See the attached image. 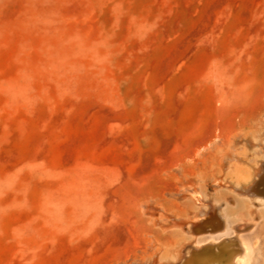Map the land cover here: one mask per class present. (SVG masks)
Wrapping results in <instances>:
<instances>
[{
  "label": "rangeland",
  "instance_id": "374dc122",
  "mask_svg": "<svg viewBox=\"0 0 264 264\" xmlns=\"http://www.w3.org/2000/svg\"><path fill=\"white\" fill-rule=\"evenodd\" d=\"M263 113L264 0H0V264H264Z\"/></svg>",
  "mask_w": 264,
  "mask_h": 264
},
{
  "label": "bare ground",
  "instance_id": "6f19581e",
  "mask_svg": "<svg viewBox=\"0 0 264 264\" xmlns=\"http://www.w3.org/2000/svg\"><path fill=\"white\" fill-rule=\"evenodd\" d=\"M263 119H264V115H263ZM261 121H263L264 124V120ZM257 139H258V148H259L258 152L259 154L262 155L264 159V128H262V131ZM262 163H260L261 165L257 166L254 169V172L252 173L256 180L253 183V189L256 191L257 196L259 195L260 197L264 198V163L263 164ZM222 181L224 182L222 183ZM214 182L217 183L216 187H221V188L224 187L232 192L236 191L234 190L235 188L233 189V187L228 182H226L221 178H215ZM181 196L189 200H192L196 204L202 202L199 191L194 183L183 184L181 188ZM212 204L210 205V207L212 206ZM198 215L190 214V216L187 217L185 220L170 223L169 226L177 227L179 230H183V231L185 229H190V231L193 233L194 239H196L200 235H204V234L216 235L219 232L224 231V229L222 230L223 223L221 219L217 215H215L214 212L213 214L210 213V215L205 216V219L204 220L201 219V221L199 222L197 220ZM190 243L191 242H185V243L183 242L179 244L177 247H175L176 249L173 253L175 258L174 262H166L165 264H250L252 258L251 255L254 248L253 244H255V242H253V244L249 243L245 238L241 236L240 232L235 233V235L232 237L223 238L218 243H208L199 247L193 246L188 251L186 250V248L187 245H189ZM216 247H222V249H224L223 252L224 257L220 260H217L216 258L215 259L206 258V255H208L209 250H212L213 248ZM220 253L221 250L219 249L213 252L214 255H218ZM137 264H159V262L155 254H150L149 256L144 258L142 262Z\"/></svg>",
  "mask_w": 264,
  "mask_h": 264
}]
</instances>
